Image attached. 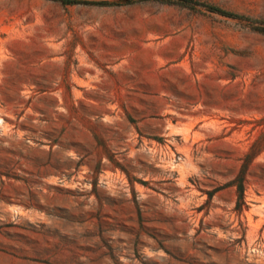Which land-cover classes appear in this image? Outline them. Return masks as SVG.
<instances>
[{"label": "rangeland", "instance_id": "obj_1", "mask_svg": "<svg viewBox=\"0 0 264 264\" xmlns=\"http://www.w3.org/2000/svg\"><path fill=\"white\" fill-rule=\"evenodd\" d=\"M70 1L0 0V264H264V0Z\"/></svg>", "mask_w": 264, "mask_h": 264}, {"label": "trees", "instance_id": "obj_2", "mask_svg": "<svg viewBox=\"0 0 264 264\" xmlns=\"http://www.w3.org/2000/svg\"><path fill=\"white\" fill-rule=\"evenodd\" d=\"M59 1H62L64 3H75L74 1H70V0H59ZM223 14L228 15V16H232V15L225 13V12H223Z\"/></svg>", "mask_w": 264, "mask_h": 264}]
</instances>
